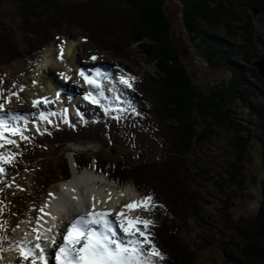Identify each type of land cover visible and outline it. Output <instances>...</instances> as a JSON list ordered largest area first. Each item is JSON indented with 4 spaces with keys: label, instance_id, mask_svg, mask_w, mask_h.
Masks as SVG:
<instances>
[{
    "label": "rangeland",
    "instance_id": "obj_1",
    "mask_svg": "<svg viewBox=\"0 0 264 264\" xmlns=\"http://www.w3.org/2000/svg\"><path fill=\"white\" fill-rule=\"evenodd\" d=\"M0 1V37L10 41L13 44L12 48L16 47L19 52L18 58H9L13 55L11 53L2 52L0 55V91H3L5 97L10 93L19 92V100L12 96L21 107L19 111L33 114L37 111L31 104L33 96L49 98V92L43 90L46 80L44 75L40 74V68L43 67L49 51L53 50V59L56 62L60 59V46L63 44L65 56L69 43L74 42L78 49L76 52L80 53L78 58L84 63L83 68L100 67L103 72H112L115 78H119L123 69V72L134 77V90L120 85L127 94L123 100L131 101L141 113L139 116L127 115L126 119L117 123L104 116L96 106H87L85 111L78 112L85 116L84 119L86 118L88 123L85 124L79 119L72 122L70 119L75 127L65 126L62 117H52L57 127L51 128L53 126L47 124L41 127H47L51 135H41L36 131L28 133L33 139L30 143L21 145L23 156L18 157L15 167L7 169L8 181L14 176V184L22 181L27 182L29 186L32 184L31 189L34 192L29 200L31 204H36L47 198L49 193L47 195L44 193L48 189L52 191L60 188L59 182L62 181V177L57 179L58 174L67 167L71 175L70 164H73L75 158L78 164L91 163L92 168H96L98 173H103L97 175L99 180L102 177L104 182L116 185L122 190H126L125 187L131 184L138 195L137 198L151 194L157 204L163 205L150 213L141 209L137 214L135 212L132 214L155 221V226L151 228L154 242L166 257L161 264H180L178 255L191 254L195 256L193 264H237V259L242 260L238 245L245 246L246 242L238 236L236 226L245 228L251 224L264 201L261 184L264 180V137L250 124L253 121L250 110L242 102L232 105L238 122L246 126L248 132L214 125V135L209 141L196 144L183 153L174 151L172 163L174 170L178 169L177 171L170 174L161 172V169H154L153 172L137 171L143 176L146 174L148 178L146 180L135 178L132 167L161 162L170 155L167 141L161 133L168 132L173 140L177 124L165 121L162 117L157 93L158 70L155 64L149 63L139 47L130 40L132 24L122 8L126 0ZM189 1L192 0H168L164 11L171 23L172 39L181 53L194 87L205 95H210L223 84L229 83L232 73L227 68L216 70L210 68L200 56L196 48L198 42L192 41V34L185 24L184 11ZM120 7L121 9H118ZM253 8H248L252 16ZM25 10L34 15L46 16L43 25L36 29L38 37L27 34L29 26L27 20L23 19ZM253 21L257 33L256 44L253 47L257 48L259 53L243 38L238 39L240 42L238 45L244 46L243 54L249 51L253 61H258L260 59L258 55L264 56V14L260 11L257 16H253ZM222 33L221 29L219 34ZM40 35L47 38L40 39ZM34 43L38 47L45 43L46 47L41 52L34 53L36 47ZM92 56L98 57L96 62H92ZM99 61H101L99 65L92 66ZM242 65L250 70L252 67L255 68L243 62ZM51 71L53 77H57V82L60 83L55 86L59 95L52 99L54 102L47 106V110L56 112L59 106L63 108L65 104L67 107L70 106L69 103L73 100L71 97L76 91L71 93L72 89L65 87L64 80L59 75L62 72H58V68L52 66ZM142 81L144 84L140 85ZM251 82L260 91H264V83L256 80ZM21 86H24L23 91H20ZM62 86L67 92L60 95ZM77 96L79 99L77 105L80 106L82 103L79 102L83 96L74 97ZM123 106L128 105L125 103ZM97 118L99 123L94 122ZM107 120L115 123L113 129L106 125ZM239 149L245 150L241 164L242 177L237 176L233 168L240 157ZM122 165L130 166L129 173L122 176L121 180L116 179L119 175L117 170L123 171ZM108 178L115 181H109ZM237 180L244 182L238 185L233 182ZM46 181L56 183L45 190L43 186H46ZM155 190L160 194V198H156ZM175 190H180L177 192L183 196V200L187 199L188 213L178 211L180 207L175 202L176 196L173 194ZM13 192L11 188H5L4 193L0 194V199L9 197L8 202H5L7 206L3 214H0V220L8 221L9 237L19 240L27 234L28 238L32 234L31 226L41 213H38L36 208H31L29 203L22 204L25 210H18L15 202L10 199ZM36 207L38 208V205ZM157 212L162 214L160 218ZM174 212L183 214L186 222L183 221L181 225L172 222L176 218ZM62 221L64 218L59 220L58 224ZM13 228H16L14 232ZM251 236L253 237V233ZM175 248L177 254L171 251ZM14 252L17 253L14 248H10L7 241L0 245V255L3 256L0 264Z\"/></svg>",
    "mask_w": 264,
    "mask_h": 264
},
{
    "label": "trees",
    "instance_id": "obj_2",
    "mask_svg": "<svg viewBox=\"0 0 264 264\" xmlns=\"http://www.w3.org/2000/svg\"><path fill=\"white\" fill-rule=\"evenodd\" d=\"M167 1L126 0L122 4V8L128 14L129 22L132 24L131 42L139 47L148 62L155 64L158 70L157 93L161 103L162 117L165 121L177 124L173 140L168 135V132L161 133L162 137L167 141L168 145H166L169 147L170 155H167L161 162L154 164L144 163V165L136 167L140 168L139 170H135L136 168L132 167L134 168L133 177L143 180L148 177L146 174L143 176L137 173V171L153 172L154 169H161V172H166L167 174L177 171L178 169L174 170V163H172L174 151L183 153L189 151L196 144H204L209 141L214 135V125L248 132L249 129L238 122L236 113L232 108V105L238 102H242L250 110V115L253 119L250 124L255 126L257 131L263 134L264 137V91H260L251 82V80H256L263 84L264 79L260 77L256 68L252 67L250 70L242 65L243 62L254 66L256 61H253L250 57L251 52L247 51L243 54L244 46L238 45L240 43L238 39L243 38L247 44L251 45L259 53L258 49L253 47L256 44L257 33L253 23L254 15L252 16L248 8L256 7L264 14V0H192L186 4L184 11L186 28L192 34V41L194 43L198 42L196 48L199 50L200 56L208 63L210 68L215 70L227 68L232 73L230 82L223 84L221 88L210 95H205L194 87L191 76L182 61L181 53L171 36V23L164 11ZM118 9H121V7ZM24 14L23 16L25 17L23 19L27 20L29 26L26 30L27 34L38 37L36 29L39 25H43V19L46 16L44 14L34 15L26 10ZM237 24H241V26ZM221 29L223 33L219 34ZM39 38L44 39L47 36L40 35ZM110 40L112 39L110 38ZM12 45L10 41H5L3 37H0V55L2 52L11 53L13 55L9 58H18L19 52L16 47L12 48ZM34 46H36L33 50L34 53H38L44 50L46 44L44 43L38 47L34 43ZM262 57L258 55V58L261 59ZM143 84L144 82L142 81L140 85ZM163 119L160 120L163 121ZM105 123L111 129L114 128L115 123H110L108 120ZM238 153L240 157L237 165H234L233 168L235 174L242 177L241 164L245 156V150L239 149ZM84 162L86 163V161ZM86 165L91 166V163ZM122 168L123 171L117 170L119 175L116 176V179L121 180L122 176L129 173V165H122ZM69 176V169L65 167L58 174L57 179H61V177L69 178ZM136 181L139 182L140 180L136 179ZM233 182L240 185L244 181L237 180ZM54 183L56 182H49L43 187L46 190ZM261 184L264 197V180ZM14 185L15 187L19 185V188L13 195V199L21 203H28L34 192L31 186L25 181ZM21 190L26 192L23 194ZM177 191L180 190H175L173 194L176 196V204L180 207L178 211L188 213V208L186 207L187 199L183 200V196ZM155 194L156 198L160 196L157 190H155ZM37 205L38 202L32 207L37 208ZM16 206H18V209L24 210L21 205L16 204ZM181 213L174 212L176 218L172 222H177L180 225L183 221L186 222L185 216ZM161 215L157 212L159 218ZM232 224L235 226L234 222ZM172 229L170 230L172 231ZM236 229L238 236L246 242L245 246L238 245L242 253V260L237 259V264H264V201L251 224L245 228L236 226ZM173 233L176 235L175 231ZM251 233H253V237ZM171 251L176 254L178 252L176 248ZM194 258L193 254L177 256V259L181 261L180 264L183 261L184 264H191V262L193 264L195 262V260L193 261Z\"/></svg>",
    "mask_w": 264,
    "mask_h": 264
},
{
    "label": "snow or ice",
    "instance_id": "obj_3",
    "mask_svg": "<svg viewBox=\"0 0 264 264\" xmlns=\"http://www.w3.org/2000/svg\"><path fill=\"white\" fill-rule=\"evenodd\" d=\"M59 58H64L63 44L60 46ZM97 59L96 56L91 57L92 61ZM59 75L65 81L72 79L66 73ZM79 76L89 86V90L83 94V99L99 108L104 116L120 123L127 115H141L131 101L122 99L115 88H112L111 96L107 94L113 81L110 73L103 72L100 67H81ZM133 81L134 77L119 76V83L127 89L134 90ZM23 90L24 86H21L20 91ZM12 96L20 99L19 92L10 93L5 97L3 91H0V185H4L0 187V194L4 193L5 188L13 187L15 177L8 181L7 169L15 167L18 157L23 156L21 142L32 141L33 137L28 134L31 131L29 125H33L35 131L41 135H51L47 127L41 128V124L57 127L52 117L60 115L46 110L47 106L54 102L48 97L32 102L37 111L32 114L31 120L19 112L9 113L5 102L11 103ZM125 103L127 107L123 106ZM64 112L63 122L69 127H75L67 118L66 110ZM77 115L81 122L88 123L81 113L77 112ZM94 122L99 123V119ZM16 187L19 188V185ZM72 191L75 192V189ZM12 195H15V192ZM5 199H0V214H3L7 206ZM72 200L80 204L81 197L73 195ZM110 201L111 193L108 202ZM106 203L104 200L97 201V198L92 196L90 201L83 204L81 214L73 215L66 222L62 221L56 225L55 234L51 236L48 233L53 232V228L45 227L48 224L45 217L51 213L46 211L45 205L39 208L41 215L37 217L31 230L32 240L27 238V234L19 240L9 237L8 221L0 220V245L7 241L10 248L17 251L22 264H161L166 257L154 242L151 228L155 226V221L141 215L133 216L132 213H138L141 209L150 213L163 205L157 204L151 194L122 206L119 211L105 207ZM69 210L79 211L71 206ZM12 231L14 232L15 228ZM0 260H3L2 255Z\"/></svg>",
    "mask_w": 264,
    "mask_h": 264
},
{
    "label": "bare ground",
    "instance_id": "obj_4",
    "mask_svg": "<svg viewBox=\"0 0 264 264\" xmlns=\"http://www.w3.org/2000/svg\"><path fill=\"white\" fill-rule=\"evenodd\" d=\"M77 50H78L77 46L74 42L69 43V45L67 47V52H66L63 60L59 59V60H56V62L53 59V57H54L53 50L49 51V53L46 57L47 59L45 60L43 67L40 68V74L42 73L44 75V80H46V83L43 84L45 86V88H43V90H46L49 92L48 95H49L50 100H52V99H54V97H56V95H57L56 91L57 90H56L55 86L57 84L58 85L60 84L59 82H57V79H56L57 77L56 78L53 77V74L51 71L52 66H55L56 68H58V72L66 73L67 75L72 77L71 80H68V81L64 80L63 83L65 84V87H67V88L70 87L72 89V91L68 89V91H71V93H73V91H76V93L75 92L73 93L74 96L75 95H81L80 98H82V96H83L82 94L86 93L89 90V86L87 84H85L83 79L80 78V76H79V69L81 67H83L84 63L79 60L78 57H79L80 53L79 52L77 53L76 52ZM100 62L101 61H99L96 65H92V66H97L100 64ZM85 69H89V67H86ZM113 70H116V69L113 68ZM110 74L112 75V77L114 76L112 72ZM124 74H126V73L121 72V75H124ZM118 79L119 78L113 77V81L109 85V89H108L107 94L109 96H111L112 95V93H111L112 88H115L119 94H122V96H121L122 99H124V98L126 99L127 94H125V92H124L122 86L120 85ZM60 89H63V86L60 87ZM78 89L80 90V92H77ZM120 90H122V91H120ZM65 92H67V91H65L63 89L60 92V95H63ZM74 96L71 97V98H73V100L71 103H69L70 106L67 107V105L65 104L64 108L59 106L57 111L55 110L56 113L60 114L59 116H57L58 118L62 117L65 114L64 110H66L67 118L71 119L73 122L75 119H79V117L77 115L78 111L79 112L85 111L87 106H92L89 102L85 101L84 99H82V101L79 102V104L82 103V105H80V106L77 105V102L79 101V99H78V96L77 97H74ZM60 98H61V96H60ZM66 98L69 99L68 97H66ZM36 99H39V97L33 96V98L31 99V104ZM41 107L43 108V106H41ZM5 108L7 109V111L9 113L18 112L21 109V107L18 104H16V102L13 99H12L11 103L5 102ZM47 111H49V110H47ZM49 112H51V111H49ZM19 113L23 116L28 117L30 120L33 119L32 114H30L28 112L19 111ZM85 120H87V119L85 118ZM54 123L57 124L56 122H54ZM62 123L65 126L68 125V124H65L64 122H62ZM44 125H46V124L42 123L41 127H43ZM29 128L31 129L30 132L35 131V127L33 125L30 124ZM75 163L77 164L76 161H75ZM77 170H78V168L76 166V171ZM101 180H99V177L97 175H95V173L93 171H89V170L83 171V173L80 175L75 173L74 178L70 182L62 184L60 186V189L58 188L55 193H58L57 197H60L59 198L60 202L63 201V203L66 204V206H68V207L71 206L73 209L76 205L80 206V209L82 211H83V204L90 201V198L92 196H95L97 198V201H99V200L106 201L107 203L105 204V207L110 208V209H115L116 211H119V209L122 206L139 199V198H137L138 195H136L134 189L132 188L133 186H131V184H129V186L125 187V188H127L126 190H122V189H119V187L116 185H111L107 182H104V178H102V177H101ZM72 189H75V192H73ZM76 190H77V192H76ZM109 193H111V201L110 202H108ZM73 195L81 197L80 204H77L76 201L72 200ZM98 207H99V205H98ZM79 211H70V210L65 211L64 208H61V207L59 209L56 208V213H54V214L52 213L49 216V221L51 222V224L53 226H56L57 222L59 220H61L62 217L64 216L62 214V212H67V215H66L67 218L64 217V221L66 222L68 220V218H70L71 216L81 214ZM135 213L137 214V212H135ZM132 214H134V212ZM60 216H61V218H60ZM28 239L32 240L33 234H30V237H28ZM6 258H7V260H5L3 264H22V261H20L18 258V253L14 252L13 254L8 255V257H6Z\"/></svg>",
    "mask_w": 264,
    "mask_h": 264
},
{
    "label": "water",
    "instance_id": "obj_5",
    "mask_svg": "<svg viewBox=\"0 0 264 264\" xmlns=\"http://www.w3.org/2000/svg\"><path fill=\"white\" fill-rule=\"evenodd\" d=\"M259 12L260 10L258 8H253L254 16H257ZM254 67L258 70L260 77L264 79V56L254 63Z\"/></svg>",
    "mask_w": 264,
    "mask_h": 264
}]
</instances>
